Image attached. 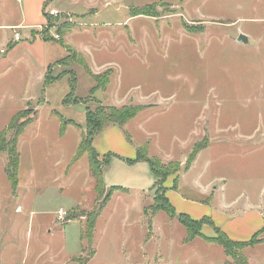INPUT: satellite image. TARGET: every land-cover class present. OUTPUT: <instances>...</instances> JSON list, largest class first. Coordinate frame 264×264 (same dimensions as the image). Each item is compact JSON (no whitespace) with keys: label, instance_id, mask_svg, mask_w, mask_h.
Listing matches in <instances>:
<instances>
[{"label":"rangeland","instance_id":"374dc122","mask_svg":"<svg viewBox=\"0 0 264 264\" xmlns=\"http://www.w3.org/2000/svg\"><path fill=\"white\" fill-rule=\"evenodd\" d=\"M73 1L78 6L63 3L72 17L63 13L48 19L77 54L67 52L59 60L69 57L66 63L52 66L50 77L57 83L45 94L48 106L40 109V102L27 98L29 90L14 83L16 70L0 71V135L18 112L21 123L36 119L19 141L20 177L32 176L28 210L20 211L7 173L8 154H0V264H236L225 248L203 237L190 241L178 219L155 210L157 178L149 161L146 170L133 166L130 172L120 163L138 150L159 166H180L165 184L178 213L210 217L234 241H249L261 230L264 223L256 231L233 225L238 214L227 208L245 204L247 211L264 213V0ZM144 7L148 15L132 17L133 10ZM242 34L247 44L239 42ZM100 66L105 69L98 82L93 73ZM107 76L106 92L98 83ZM73 91L80 103L65 104ZM12 93L22 96L15 107ZM114 97L125 99L117 103ZM100 105L142 109L124 126H106L96 141L99 152L111 155L105 174L114 166L111 177L129 185L130 193L114 195L107 206L122 188L104 189L99 208L71 210L54 225L52 214L61 207L69 210L87 199L93 203L95 185L71 170L73 179H63L60 166L55 183L38 191L36 170L41 162L74 151L87 124V107ZM69 121L74 124L61 129L59 124ZM12 136L9 131L8 139ZM196 147L205 152L189 163ZM138 185L153 189L154 199L139 198ZM41 207L49 222L38 214ZM96 216V230L84 239L83 228L87 231ZM201 232L217 236L209 225ZM243 253L250 264H264V243Z\"/></svg>","mask_w":264,"mask_h":264},{"label":"crops","instance_id":"0c3cea01","mask_svg":"<svg viewBox=\"0 0 264 264\" xmlns=\"http://www.w3.org/2000/svg\"><path fill=\"white\" fill-rule=\"evenodd\" d=\"M65 2L69 3V7L73 5L78 6V4H74L75 1L73 0H0V49L8 48L6 54L0 57V69H1L0 71L4 70L6 73V72H10V70H16L17 71L16 75H18V79H16L14 83L17 82L20 86H22V87H19V89H24V90L26 89L27 91L29 90L30 94H28L29 97L27 98H29L30 101L36 100L40 102L41 103L40 109L43 106H48V101L46 100L45 94L47 93L49 89L52 88L54 83H57V82H53V84H51L50 86L46 85V79H47V76L49 75L50 69L55 64L59 63L60 62L59 60L65 59L66 57L64 56L67 54V52L69 53V50H68L69 48L67 47V45H65L66 47H64L60 44V42H57L58 40L49 41L45 39L46 36L50 38H54L55 35H59L58 28L55 25L51 27L48 25V19L52 18L51 16H49L50 11L56 10L59 12V15L63 13L64 14L67 13V15H69L70 17H72V15L75 14L73 11L63 8V3ZM80 7H84V6L80 4ZM16 33L21 34V42L14 44L13 38ZM68 35H71V34L67 33V36ZM64 36L60 37L62 39V42L64 40L63 39ZM103 67L104 66H100V68L98 69H101V70H97L96 73L95 72L93 73L92 71L90 72H92L93 75L98 76V74H100L105 69ZM109 87L110 85L108 86V88L104 89V91L107 92ZM12 95H14L13 100L16 99V103L13 105V107H15V105L21 102L20 100H22V96L19 95V99H18L17 93H12ZM113 99H115L117 103H122L125 98L122 97L121 100H118L117 98L114 97ZM113 105L115 106L117 104H115L114 102ZM26 107L27 105L25 104L24 108ZM59 126L61 127V129L64 128V124H59ZM80 132H81V137H80L79 142L76 144L74 151H72L68 155H62L56 158L55 162H52V163L50 162L46 163V161L41 162V167L36 170V173L38 172L40 173L38 175L40 179L38 181L33 182L34 183L33 186L35 188H37L38 186L37 188L38 191L41 188L46 187L47 185L46 183H51V182L55 183V181L57 180V173L55 172L57 171V168H59L60 166H62V168L58 171V174L63 179H68V180L73 179L74 174L80 173L81 176H84L85 180H88L92 182L93 185H95V182L91 175V161L89 160L88 154H85L81 158H77V155L80 149V143L82 140V134H83L82 130H80ZM97 139L98 137L94 141V145L96 149H97V145H96ZM63 141H64L63 138L59 139L60 143H63ZM18 147H19V144H18ZM60 149L65 150L64 147H61ZM99 150H101V148ZM19 151H20V148H19ZM203 152H205V150H203L199 154L198 156L199 158L203 154ZM98 153L101 154L102 156L107 155L101 151L100 152L98 151ZM137 154H138V150L136 152L133 150L131 152L130 157H124L126 162H122V164L120 163L121 168H123L124 170H128L130 172L131 168H135L133 166H139V168L146 170L145 162H138L134 164L129 163L130 160L136 159ZM21 156L22 154L20 152L19 169L22 164ZM81 162L83 163V166L79 165ZM110 163L112 164V160ZM118 166L119 164L117 162L116 167ZM70 170L73 173V175L71 174V176L73 177L69 176ZM105 170H104V175H105L104 176V187L102 189V192L99 193V191L96 190V185H95V190H96L97 195L94 197L95 200L93 201V203H90L92 201H89V199H87L86 202H82V204L80 202L79 204L72 205V207H70L69 210L65 209L67 212L71 210L80 209V208L82 209L88 208L92 210L99 208L100 207L99 198H101V196L105 194L104 189H112L116 187H120L124 189V190L121 189V191L123 192L116 190L114 194H111L112 196L109 199V201L106 203V205L111 201L114 195L130 193L129 185L118 184L111 177L112 172H114V166L112 167V170L110 171V173L107 172L105 174ZM30 173L29 175L25 174V178H22V179L20 177V171L18 174L19 184L16 190L18 195L16 194L14 196L16 197L18 196L19 198L18 201H21L22 208L20 209V211L22 212L24 209L28 210V207H26V203L29 201L30 195L33 193L32 191L28 190V187H29L28 183H30L32 179L31 178L32 176H30ZM150 178H151V175H150ZM44 179L46 182L44 181ZM50 180H53V181H50ZM138 186L140 187L139 190L141 192L140 194L141 197L139 198L145 197L146 199L149 198L151 201L154 199L153 192H152L153 189L152 191L148 192L144 186L142 185H138ZM52 191L58 192V194H61L63 189L55 188V190H52ZM63 194H65V191H63ZM20 196L22 197V200H20ZM249 205L251 204L249 203ZM227 209L231 213V215L238 214V216H235L234 218H232L233 220L231 222L233 223V225H237L240 227L242 226L248 227L251 225L252 226L251 229L256 231L264 223V213H261L259 215L256 212L255 208L253 210L249 209L247 211V209H245V204L244 205H240V204L229 205ZM57 213H58V210L55 211L54 214H52L53 220H51V222L54 225L56 224V220L58 219ZM38 214L40 216H43L45 221L49 222L47 217H49L48 215L50 214H47L46 210H43V207H41V210H39ZM100 216L98 217V219L100 218ZM148 224H149L150 229H152V226H153L152 218L149 220ZM257 232H259V230H257ZM257 232H255L254 235ZM49 233H53V231ZM238 241H235V242H238ZM258 245H263V244H258ZM258 245H255V246H258Z\"/></svg>","mask_w":264,"mask_h":264},{"label":"trees","instance_id":"16d2710c","mask_svg":"<svg viewBox=\"0 0 264 264\" xmlns=\"http://www.w3.org/2000/svg\"><path fill=\"white\" fill-rule=\"evenodd\" d=\"M148 7L141 8L139 11H132V17H140L141 15H148L147 14ZM50 18V17H49ZM54 26V25H51ZM61 29L58 28V33L60 35ZM61 37V35H60ZM46 40H55L54 38H50L48 36L45 37ZM61 39V38H60ZM59 41V40H58ZM64 47L65 44L62 42V39L59 41ZM69 53H72L74 57H77V54L73 52L72 50L68 49ZM69 60V57L64 60L63 62H60V64H64ZM51 72V69H50ZM47 76L46 79V85L50 86L54 81V79ZM95 77V75H93ZM100 75L95 77V80H98ZM98 77V78H97ZM108 80L109 76L106 77L105 81L103 83H98L99 88H107L108 86ZM76 82V74L74 73L73 78L71 80V83ZM98 82H100L98 80ZM96 87V89L98 88ZM74 93L72 92L66 98L65 104H73V103H80V100L74 99ZM141 108L129 106L126 108H107L103 105L98 106L97 109L93 110L91 107H87V124L86 127L81 129L83 131L82 134V140L80 143V149L77 155V158H81L85 154H88L89 160L91 161V175L93 177V180L96 185V190L99 191V193L102 192V189L104 187V170L107 166L110 165L111 162V155H105L103 158H101V154L98 153L94 141L99 136V134L104 130L106 126L109 125H120L124 126L127 124L131 119L136 118L139 115V112L141 111ZM21 115L20 113H17L13 116L10 124L8 125V130L13 133L12 138L8 139V133L9 131H2L0 135V154L6 153L8 154L9 158V167L7 170L8 177H10L13 190L16 191L18 184H19V166H20V151H19V140L23 136V134L26 132V129H28L31 125H33L36 121L35 120H27L21 123V120H19ZM64 124V123H63ZM69 124H74L72 122H66L64 126H69ZM76 126V125H75ZM203 147H196L192 153L189 163L197 159V155L199 152L204 150ZM102 160H101V159ZM149 161L151 163V168L153 173L155 174L157 178V182L155 186L153 187L157 192L155 195V210L162 211L164 210L171 218L178 219L180 223L185 226L187 229V232L189 233V240H193L197 237H203L208 243H212L215 245H218L220 247L225 248L227 255L230 256L236 264H250L247 260L246 256L244 255L243 251L245 248L252 247L254 248L255 245L263 244L264 239H258L257 234L261 235L264 234V228L259 230L254 237L247 241V242H235L232 240L226 232H223L220 228H218L215 225V222L210 218H204L202 220H197L195 218H191L187 214L178 213L176 211V208L173 206L172 203H170L169 198L167 197L168 188L165 186L167 180L170 176L173 174H177L180 166H167L163 167L162 165H157L154 161H152L150 158H148L145 154L142 153V151H138L137 157L135 160H130L129 163H138V162H146ZM112 196V195H111ZM110 196V197H111ZM98 217L96 216L91 223L83 230V236L84 239L87 236L88 233H92L95 228L96 224L98 222ZM211 226L214 231L216 232V237H206L203 235L202 227L203 226ZM86 236H85V235ZM239 251V252H238Z\"/></svg>","mask_w":264,"mask_h":264},{"label":"built area","instance_id":"2783aa9c","mask_svg":"<svg viewBox=\"0 0 264 264\" xmlns=\"http://www.w3.org/2000/svg\"><path fill=\"white\" fill-rule=\"evenodd\" d=\"M58 15H59V12L56 11V10H52V11H50V13H49V16H51V17H56V16H58ZM54 39L60 41V40H61V39H60V35H55V36H54ZM19 42H21V34H20V33H16V34L14 35V38H13V43L15 44V43H19ZM7 50H8V48H1V49H0V57L3 56V55H5L6 52H7ZM57 214H58V220H59V221H64V220L66 219L67 215H68V212H67L65 209L61 208V209L58 211Z\"/></svg>","mask_w":264,"mask_h":264},{"label":"water","instance_id":"95a60500","mask_svg":"<svg viewBox=\"0 0 264 264\" xmlns=\"http://www.w3.org/2000/svg\"><path fill=\"white\" fill-rule=\"evenodd\" d=\"M248 41H249V38H247V36H245V35H243V34L240 35V37H239V42L247 44Z\"/></svg>","mask_w":264,"mask_h":264}]
</instances>
